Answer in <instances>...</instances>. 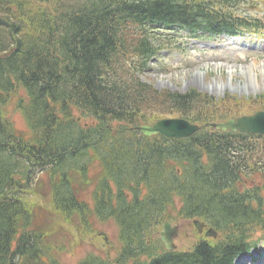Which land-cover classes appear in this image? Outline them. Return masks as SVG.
<instances>
[{
	"label": "trees",
	"instance_id": "1",
	"mask_svg": "<svg viewBox=\"0 0 264 264\" xmlns=\"http://www.w3.org/2000/svg\"><path fill=\"white\" fill-rule=\"evenodd\" d=\"M54 1L49 8V0H0V183L5 184L15 172L17 155L27 169L26 175L30 170V174L48 172L52 178L53 203L66 216L75 210L84 220L89 209L78 200L71 173L82 170L83 173L77 172L87 179L89 149L99 146L108 159L111 153L123 157L127 149V182L151 177L148 174H153L150 181H159V172L152 165L155 159L162 161L165 168L168 161L178 162L171 163L173 175L168 177L173 179V185L162 187V203L159 189L155 203L133 211L134 215H141L144 223H158L164 217L166 200L177 194L185 198L182 213L186 217L198 216L221 228L243 225L245 228L246 219L264 224L262 211H253L251 206L257 203L262 209L261 192L239 188L244 173L239 163L246 162L250 171V160L256 152L251 135L202 131L187 140L155 142L129 131L130 127L165 115L178 114L201 124L234 115L196 90L185 94L152 90L131 75L134 63L128 59L129 54H150L154 48L150 30L159 23L178 22L192 31L206 32L232 31L243 25V20L227 9L232 0H123L122 7L130 5L125 20L121 14L115 16L117 30L111 26L110 6L119 0ZM60 48L69 50L65 59ZM108 72L127 74V84L105 83ZM22 88L28 101L16 96ZM13 97H19V109L35 131L30 141L19 137L12 120L3 115L2 107L6 108ZM76 105L84 115L99 119V132L79 125L72 115V107ZM112 121H125L127 127H121L114 135L108 134L106 125ZM42 125L45 131L39 129ZM94 135L100 136L99 142L93 141ZM144 145L153 147L143 153ZM181 165L183 171L177 174L176 168ZM165 168L162 175H171ZM259 172L264 174L262 168ZM124 178L119 176L120 181ZM6 193L1 191L0 208L14 201ZM104 201L97 198L96 208L111 209ZM10 225L13 229V219ZM130 228L128 223L121 224L122 234H132ZM9 240V235L0 234V264H18L13 261L15 258H7ZM124 240L128 252L130 248L127 239ZM233 249L232 244L222 245L218 250L224 255L221 260L228 263ZM196 252L203 264H211L217 258L206 244H201ZM27 255L34 264H60L55 259L45 262L39 245ZM121 261L120 254L116 262ZM80 264L111 262L89 256Z\"/></svg>",
	"mask_w": 264,
	"mask_h": 264
},
{
	"label": "rangeland",
	"instance_id": "2",
	"mask_svg": "<svg viewBox=\"0 0 264 264\" xmlns=\"http://www.w3.org/2000/svg\"><path fill=\"white\" fill-rule=\"evenodd\" d=\"M249 1L243 4L242 12L253 17L258 15L264 17V0ZM172 36L175 34H165V42L169 40L171 42ZM177 37L181 41L177 48L160 53L151 64V69L140 77L152 85L153 90L155 88L159 91L186 92L195 89L202 95L213 97L220 103L221 108L225 105L233 107L238 116L249 115L259 107L264 108V88L260 89V84H264V50L259 51L264 49V36L252 37L245 33L242 35L244 39L238 37L196 39L180 32ZM195 74L199 75V78L193 82L192 77ZM202 85L217 87L216 89L211 87L213 91H206ZM9 114L15 129L28 137L29 130L14 106L10 108ZM97 162L92 161L89 167L88 176L91 181L98 178ZM37 180L35 188H32L36 195L30 197L34 203L32 211L35 221L36 218L37 222L41 219V225L48 227L43 232L53 249L50 253L54 251L53 253L65 264L75 263L91 250L109 256L115 254L119 247L118 231L115 227L102 226L95 221V234H88L89 237H85L78 233L74 223H65V218L56 215L58 213L52 208L49 196L38 194L44 186L49 185L48 180L45 178L40 181L39 177ZM259 180L260 182L254 179L261 185L260 177ZM77 185L78 182H75L74 186ZM93 187L94 184L85 194L76 189L79 198L92 203ZM52 223L55 226L51 225ZM184 230L190 233L194 228L189 225L185 226Z\"/></svg>",
	"mask_w": 264,
	"mask_h": 264
},
{
	"label": "water",
	"instance_id": "3",
	"mask_svg": "<svg viewBox=\"0 0 264 264\" xmlns=\"http://www.w3.org/2000/svg\"><path fill=\"white\" fill-rule=\"evenodd\" d=\"M215 127L222 130H242L250 133L264 134V111L258 112L252 116L229 120L228 123L219 124ZM196 129V126L181 119L162 120L157 122L152 128H143L146 134L160 132L171 137L188 136L194 133Z\"/></svg>",
	"mask_w": 264,
	"mask_h": 264
},
{
	"label": "bare ground",
	"instance_id": "4",
	"mask_svg": "<svg viewBox=\"0 0 264 264\" xmlns=\"http://www.w3.org/2000/svg\"><path fill=\"white\" fill-rule=\"evenodd\" d=\"M219 66H220V65H218V67H219ZM198 78H199V75H197V74L193 75V77H192L193 82L196 81V80H198ZM253 78H254V77H253ZM252 80H253V79L251 78V81H252ZM190 82H191V81H190ZM190 82H189V83H190ZM251 83H252V82H251ZM196 85H197V84H196ZM260 86H261L260 89L262 90V89L264 88V84L261 83ZM211 87H212L211 85H210V86H209V85H208V86L202 85V88H203L204 90H206V91H213L212 89H214V88L216 89L217 85H215V87H212V89H211ZM262 87H263V88H262ZM237 90H238V89H237Z\"/></svg>",
	"mask_w": 264,
	"mask_h": 264
}]
</instances>
